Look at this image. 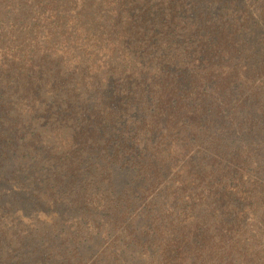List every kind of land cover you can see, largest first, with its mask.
Instances as JSON below:
<instances>
[{
    "label": "trees",
    "instance_id": "1",
    "mask_svg": "<svg viewBox=\"0 0 264 264\" xmlns=\"http://www.w3.org/2000/svg\"><path fill=\"white\" fill-rule=\"evenodd\" d=\"M26 21L0 29V264H264V0H119L80 45Z\"/></svg>",
    "mask_w": 264,
    "mask_h": 264
},
{
    "label": "rangeland",
    "instance_id": "2",
    "mask_svg": "<svg viewBox=\"0 0 264 264\" xmlns=\"http://www.w3.org/2000/svg\"><path fill=\"white\" fill-rule=\"evenodd\" d=\"M25 3L27 13L22 15L20 8H14L16 2L6 0L8 7L1 11V15L9 17V21H4L0 25L2 35H13L15 20L21 16V20L27 18V26L33 30V36L36 42L41 44L45 42H52L55 36H59L58 40H64L66 35L70 34L72 38H78V44L87 38L86 20L92 12L99 9L101 14L105 11L112 10L118 6L119 0H21ZM12 2V3H11ZM103 4V8H99ZM53 18V23L51 19ZM82 20V21H81ZM83 22L85 25V32L83 34ZM72 28L75 29L72 32ZM5 31V32H4ZM7 32V33H6ZM7 37V36H6ZM9 39V37H7ZM10 43V40L7 41ZM101 57V55H100Z\"/></svg>",
    "mask_w": 264,
    "mask_h": 264
}]
</instances>
